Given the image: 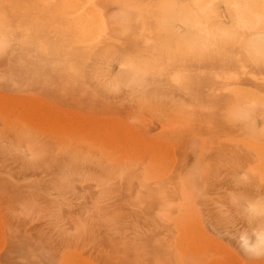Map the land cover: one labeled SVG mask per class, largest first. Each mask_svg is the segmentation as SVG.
<instances>
[{"label":"rangeland","instance_id":"obj_1","mask_svg":"<svg viewBox=\"0 0 264 264\" xmlns=\"http://www.w3.org/2000/svg\"><path fill=\"white\" fill-rule=\"evenodd\" d=\"M95 3L105 13L107 23V31L97 49L101 51L115 34L114 5L113 0H95ZM75 15L62 14L55 4L41 0H0V35L9 39L5 42L6 48L0 50V95H20L32 101L42 99L49 104V112H54L51 108L55 113L56 108L61 109L56 113L60 112V117L67 110V115L75 111L81 113L80 117L85 113L93 118L83 120L89 126L85 123L83 128L81 122L79 127L78 122L74 125L72 115L69 121L64 116L66 120H61L62 123L57 116L54 117L57 121L50 119L53 124L49 119H42L44 126L36 112L33 113L37 119L33 114V120L30 116L26 118L32 112L27 110L28 106L24 107L27 112L24 111L27 103L20 104V109L22 99L15 97L17 102H12L17 104L16 109L13 107L9 114L5 108L2 110L4 101H1L0 111L6 116L0 113V264H264V154L256 155L253 145L243 135H226L225 128H233H228L231 124L227 122L224 125L227 118L223 117L225 110L219 98L223 99L222 92L226 91L217 82L221 79L215 77V83L212 79L214 84L209 81L211 86L207 81L206 88L203 82L198 101L189 94L188 82V88L183 89L169 81L172 89L179 90V100L183 99L187 107L188 123L180 122L185 134L182 139L166 142L156 136L159 141L152 143L156 133L164 131V127L172 128V125H163L170 100L153 99L152 94L164 82H151L150 91L145 93L131 84L114 83L120 71L119 56L131 52L129 37L121 38V44L109 57L80 58L81 49L72 44V25L68 22ZM54 42H61L60 47L49 56L46 46ZM140 49L148 52L151 47L143 43ZM215 61L187 60L183 67L194 75L214 74L221 71L218 67L222 65ZM247 81L248 84L250 80ZM245 86L257 88L253 84ZM219 92L221 96L217 95ZM174 94L178 96L175 91ZM156 102L162 105L157 104L158 107ZM31 107L36 110L39 106ZM37 113L41 112L37 110ZM94 115L116 118L129 129L134 126L138 136H143L141 139L145 136L147 141L143 143L139 139L142 147L134 144L137 137L132 139L134 142L130 138L134 147L129 138L127 143L124 138L122 142L117 140L118 145L112 142V147L108 144L114 140L108 143L104 139L107 144L101 143L103 134L99 132L100 137L96 136L91 128L97 125ZM35 125L39 129L43 125L40 130L44 129L45 134L35 130ZM49 128L51 133H47ZM52 128L57 130L54 132ZM76 128L80 131H75ZM243 128L239 126L238 130ZM151 132L155 134L153 138ZM25 135L30 140L25 141ZM121 143L126 148L120 149ZM36 152L40 154L37 156ZM61 171H65L62 174L66 177H62ZM177 206L193 215L181 218L180 211L175 212ZM253 207L258 212H253Z\"/></svg>","mask_w":264,"mask_h":264},{"label":"bare ground","instance_id":"obj_2","mask_svg":"<svg viewBox=\"0 0 264 264\" xmlns=\"http://www.w3.org/2000/svg\"><path fill=\"white\" fill-rule=\"evenodd\" d=\"M41 1H43L45 3L47 2V3L55 4L58 11L62 14H64V13L76 14L74 19L72 17L68 18V22L72 25V27L70 29V32L73 35L72 44L77 46V47H80V49H81V52L79 53L80 58H86V57L93 56V55L96 56L98 59L109 57L113 54L116 46L121 44L120 39L123 37H129V40H127V41L129 43V46H130L129 49L131 50V52L119 56V60H117V63L120 62L118 65L120 67L119 68L120 71L118 70L119 73L117 72L118 74L116 75L115 79L112 77L114 79V83L116 85L131 84L133 86H137V89H138V87L141 88V90H143V91H140V93H145V92L150 91L149 86H150L151 82H153L155 80L163 81L164 83L161 85V87L152 92L153 99L159 98V99H162V101L163 100H170L169 103L167 104L169 106L168 107L169 110L164 107L166 110H168V111H166L168 113H166L167 115H165V117L167 116L165 119L166 123L163 125H166V124H167V126L172 125L171 126L172 128H170L169 130H166L167 128L165 129V127L163 126L164 131H160L161 133L159 132L158 135L156 132H155L156 135L151 132L150 134L155 135L154 139L157 140V141L156 140L151 141L152 143L159 141L158 138H156V136L159 137L161 142H162V140L166 142L168 140L172 141V140L182 139L181 136H183L185 134L184 133L185 129L181 130V127H180L181 123L180 122H182L184 124L188 123V121H187V113H188L187 107H186L185 103H183V102H185V101H183V99H182V101H180L181 100L180 99L181 94H178V93H180L179 90L177 91V90L172 89L171 85L169 84V81H172L173 83H175V86L182 87L183 89H186L187 82H188L189 83L188 84L189 90L191 91L189 94L192 97H194L195 100L198 101L197 97L200 94V89L201 90L203 89L202 83L204 82L203 85L205 84V88H206V87H208V85H206L207 81L209 83V81H211L215 77H219L221 79L220 81L215 80L216 78L213 81H214V83H215V81H217V82H219V84L221 82L220 88L225 89V91H226V93L222 92L223 93L222 94V93H220L221 91L219 90L220 92L217 94L218 96H221V94H222V97L224 96L223 99L219 98V102H220V100H222V108H223V110H225V111H223V115H225L223 117H224V119L227 118V120H224V125L227 122L228 123V124L226 123L227 125L231 124L228 126V128H230V129L233 128L232 130H227V128H225L227 131V132L225 131L227 133L226 135H229V133H231L232 136H233V134H235L234 136H238V135L242 136L243 135L245 137L244 140L249 141V143H251L253 145L252 150L255 152L256 155L260 156V155L264 154V70H263L264 69V0H113V5H114V8H113L114 9V11H113L114 30L113 31L115 32V34H113V38L110 39L109 42L106 44L105 49H103L101 51H97V49L100 46L99 40H100L101 36L105 35V33L107 31V28H106L107 23H106V19H105V13L101 10V8H99L97 6V4L95 3V0H41ZM8 40L9 39L4 38V37H2V35H0V50L3 48L4 49L6 48L4 45L6 44L5 42H8ZM60 43L61 42H54V43H50L49 45L46 46L48 51H50L49 56L52 55V51H55V49H59ZM143 43L148 44L151 47V50L148 52L141 51L140 48H141ZM40 51H41V49H40ZM42 51H44V49ZM187 60L188 61L194 60V61H199V62H201V61L202 62L203 61L208 62L210 60H213V61L217 60V61L222 63L221 66L223 68L221 66L218 67V69H221V71L217 70L219 72L214 73L215 75L210 73V72L204 73L203 75H201V74L200 75H194L192 73H189L183 67V63ZM217 61H215V63H217ZM114 62H116V60ZM20 63L23 64V62H20ZM218 63H217V65H218ZM22 64H21V66H22ZM67 64H66V66H67ZM26 65H28V64H26ZM243 80H246V83H245L246 85L253 84V85H256L255 87H257V88L251 89L249 87H246ZM247 80H250L253 82L249 81V83L247 84V82H248ZM213 81H211L212 84H214ZM211 83H209L210 84L209 86L212 85ZM252 87H254V86H252ZM187 88H188V86H187ZM174 91H175V93L177 92L178 96H175ZM180 91H182V90H180ZM203 92L204 91H202L201 93H203ZM3 94H1V95H3ZM4 96H8L7 98H9V99L7 100V98ZM4 96L2 97V100H0V103H1V101L2 102L4 101L3 106H2V104H0V105L3 107L2 110H4V108H5L6 114L12 113V111L16 109L17 104L15 102H17V101H15V100L17 98L18 100L22 99L21 101H19L20 109L22 108L21 105H23V104L25 105L26 103L27 104L25 106H23V109H24V107L28 106L30 108V110H32V109L35 110L31 106H33L35 108L37 106H39L36 108L35 111H30L29 108H27V110L30 113L31 112L32 113L31 114L29 112L27 114L24 113V114H26L25 117L28 114H30L26 118H29V116L31 118L32 114H33L32 117L34 118V116H35L34 113L36 112V116L38 118H41L40 119L41 121H42V119L43 120L54 119L55 116H57V120H59L58 121L59 123H62L61 120L62 121L66 120V118L64 116L67 115V112H66L67 110H65V111L63 110L64 112L61 111V113L63 112V114L64 113H66V114H64V116L60 117L59 116L60 112L57 115H56V113H58V111L61 109L54 107L57 110V112L55 113V109L51 108L52 110H54V112L52 110L51 111L55 114L52 117V115H51L52 112H49L50 111L49 104H47L48 105L47 106L46 103L42 99L38 98L37 100L32 101V100H30V98H27V97L25 98V96H20V95L15 96L16 98L14 97V94H13V96L9 95V94H4ZM20 97H22V98H20ZM11 98H12V100H11ZM25 99H28V100L26 101ZM9 100H11V101H9ZM6 101H7V103H6ZM12 101H15V102H12ZM28 101H29V103H28ZM9 102H11V103H9ZM12 103H13V106H12ZM28 104L29 105L31 104V105L29 106ZM38 104H42V105H38ZM144 104L146 105V103H144ZM157 104L162 105L161 102L160 103L156 102V105ZM220 104H221V102H220ZM8 105H9L8 108L4 107V106H8ZM150 105H152V104H150ZM41 106H43V107H41ZM44 106H45V108H44ZM13 107H15V108L13 109ZM158 107H160V106H158ZM193 107H194V105H193ZM9 108H10L11 112H8ZM46 108H47V110H46ZM48 108H49V110H48ZM41 109H42V111H40ZM2 110L0 111V113L4 114V111H2ZM27 110L24 109L25 112H27ZM37 110L39 113L40 112L41 113L38 114ZM46 111H48V112H46ZM43 112L45 115L42 114ZM74 112L75 111H73L71 114L67 115V121H69L68 117L71 118V120H72V117L74 116V119L78 120V121L77 120L75 121L73 119L75 122L74 125H77L76 122H78V123L81 122L82 123L81 127L83 128L85 126V123H87V122H83V120L85 121V119L88 116L84 115L85 114L84 113L81 116L83 118L82 119L79 116V115H81V113L76 114ZM18 113H20L21 115L23 114L21 112H18ZM69 113H70V110H69ZM47 114H50V115H47ZM71 115H72V117H71ZM4 116H6V115L4 114ZM78 116H79V118H78ZM191 116H192V114H191ZM19 117H21V116H19ZM37 117H36V119H37ZM90 117H88L87 120H89ZM99 117L100 116H98V117L95 116L94 121L96 119L97 125L95 127H93V126L91 127L94 130L91 128L90 129L94 131L93 134L96 133V136L100 135V134L99 135L97 134L99 132H101V134H103L102 135L103 139H101V141L102 140L103 141L101 143L106 142L104 144H107V141L106 140L104 141V139H107L108 143H109L110 139L114 140V141H110L111 143L108 144L111 146L114 142H116V144L119 143L120 140H121L120 142H122L123 138L125 139L126 143H127V141H126L127 138H129L128 142H132V141L134 142V140H132V139H135L137 137L135 139L134 144H137V145L139 144V147L141 146L140 145L141 141H139V139H141V137H143V136H141V135H140L141 137L138 136V132L135 131L136 127L133 126V127H130L132 129H129L128 125L125 124L123 126L122 121L118 122V119H116V118L114 119V118L109 117L108 119H105L102 117L103 118L102 119ZM33 118H31V119L33 120ZM188 118H189V116H188ZM3 119H4V117H3ZM90 119H91L90 121L93 120L92 117ZM97 119H99V120H97ZM22 120H24V117ZM28 120L31 121L30 119H27V121ZM54 120L57 121L56 119H54ZM25 121H26V119L24 120V122ZM36 121H38V120H36ZM99 121H103V122L106 121V122L100 123ZM138 121H140V120L138 119ZM173 121H175V122H173ZM258 121L260 122L261 126L259 125ZM6 122H8V121L6 120ZM28 122H26V123L29 124ZM44 122L42 121V123H44ZM49 122L54 123V121H52V120H50ZM49 122H48V124H49ZM65 122H64V124H66ZM71 122H73V121H71ZM71 122H70V124H72V125H70L69 123L68 124L70 126H73V123H71ZM98 122H99V124H98ZM18 123H19V121H18ZM59 123L56 122L55 124L58 125ZM132 123H133V121H132ZM104 124H105V126H107L109 128L104 129L105 128ZM4 125H5V122H4ZM32 125H30V126H32ZM39 125H41V122H39ZM99 125L104 126V128L99 126ZM111 125H113L112 128H111ZM140 125H141V123H140ZM140 125H138V126H140ZM206 125H207V123H206ZM235 125L238 127H236ZM42 126H40V129H42ZM44 126H45V123H44ZM52 126L53 125H51V127ZM77 126L79 127L80 123ZM86 126H88V123ZM97 126H99V127H97ZM119 126H121V127H119ZM233 126H235L237 130ZM239 126L242 128L244 127L243 128L244 131L242 129H241V131H240V129L238 130ZM35 127H36L35 130L39 129V127L37 128L36 125H35ZM46 127H47V123H46ZM62 127H63V125H62ZM114 127L118 128V129H116ZM122 127H124V128L122 129ZM187 127H189V126H187ZM7 128L8 127H6V129ZM87 128H85V129L87 130ZM95 128L96 129L99 128V129L96 131ZM100 128H103V130ZM133 128H135V129H133ZM184 128H186V127H184ZM207 128H209L208 125H207ZM1 129H3V128H1ZM50 129L51 128L47 129L48 130L47 133L50 132ZM52 129L54 130V132L57 130L55 128H52ZM77 129H79V128H76L75 131H77ZM188 129L189 128H187V130ZM27 130H28V128H27ZM25 131H26V128H25ZM40 131L44 132V129L40 130ZM60 131H59V133H60ZM79 131H80V129H79ZM88 131H90V130H88ZM192 131H193V129H192ZM26 132H28V131H26ZM70 132L72 134V132H74V129H73V131L71 130ZM242 132H243V134H240ZM22 133H20V134H22ZM77 133H79V132H77ZM144 133H146L145 130H144ZM144 133H142V135ZM180 133H182V135ZM44 134H45V132H44ZM85 134H86V132H85ZM186 134L189 135V133H186ZM30 135H29V137H31ZM82 135L85 136L83 134V132H82ZM151 135H150V137L153 138V135L152 136ZM209 135H210V133H209ZM21 136L23 138L24 135H21ZM79 136L80 135L78 134V137ZM92 136H89V137H92ZM224 136H225V134H224ZM25 137H26V139L24 138L25 141L30 140V139H27V135H25ZM33 137H35V136H33ZM94 137L95 136H93V138ZM210 137H211V135H210ZM18 138H20V137H18ZM114 138H118V139L115 140ZM130 138L132 141H130ZM144 138H145V136H144ZM144 138L141 139L143 143H145V141H147ZM96 139L97 138H95L94 140H96ZM117 140H119V141H117ZM25 141H22V142L25 143ZM96 142L99 143L98 139ZM133 142L131 143V145H133V147H134ZM148 142H149L148 144H150L149 140H148ZM101 143H99V144L101 145ZM26 144L29 145L30 143L27 142ZM123 144H125V143H123ZM123 144L121 143V146ZM108 145H106L107 148H108ZM117 145L114 144V146H117ZM31 146H33V145H31ZM121 146H119L120 149L121 148L124 149V148H126L127 145L126 146L124 145L122 147ZM5 147H6V145H5ZM10 147H12V146H10ZM133 147H132V149H133ZM135 147L137 148V146H135ZM235 147H236V144H235ZM13 148L14 147H12L10 149H13ZM32 148H28V149H30V151H31ZM14 149L16 150V148H14ZM100 149L102 150V148H100ZM113 149H112V153H113ZM239 149H241V148H239ZM244 150H245V148H244ZM243 152L244 151H242V153ZM31 153H33V151H31ZM36 153H37V156H38V153L40 154V152H36ZM106 154H107V152H106ZM110 154H111V152H109V155ZM247 155H248V153H247ZM250 155H252V154H250ZM110 156H108L109 159H110ZM75 157H77V156L75 155ZM75 157L73 156V158H75ZM243 157H244V155H243ZM97 160H99V159H97ZM99 161H101V160H99ZM107 168H109V167H107ZM107 168H106V170H107ZM109 169H108V171H109ZM245 171H247V170H245ZM63 172H65V171H61L60 174H62ZM248 173H250V172H248ZM250 174H248V176ZM216 175H218V174H216ZM248 176H246V177H248ZM59 177L61 178L60 175H59ZM62 177H63V174H62ZM64 177H66V175ZM60 178H59V180L61 182L62 178L61 179ZM251 178H252V175H251ZM237 179H236V181H237ZM232 180H234V179H232ZM246 181L248 182V180H246ZM244 182H245V180H244ZM234 183H235V181H234ZM239 183H241V182H239ZM251 186H253V185H251ZM254 187H256V186H254ZM257 188H258V186H257ZM236 196H237V194H236ZM234 199L235 198H233V200ZM236 199H238V198H236ZM252 201H250V203ZM235 202L238 203L237 200H235ZM235 202H234V204H235ZM241 202H242V200H241ZM241 202H240V204H241ZM247 202H249V200ZM180 203H182V202L180 201ZM237 203H236V205H239ZM190 204L192 205V203H189V205ZM251 204H253V202ZM242 206H244V205L243 204L241 205V208L244 210V208ZM249 206H251V205H249ZM254 206L257 207V205H255V204H254ZM239 207H240V205H239ZM175 208L177 210L175 209L176 210L175 211L172 209V211L173 212L174 211L175 212L180 211L179 216H181V218H184L188 215H193L192 212L188 211L186 208H183L180 206H177ZM247 208H246V210L249 209V208L248 209ZM250 209H251V207H250ZM254 211L258 212V210H255L253 207V212ZM244 212H246V211H244ZM247 212H248V214L246 213V215H247V218H249V215H250L249 210ZM253 212L251 211V213H253ZM251 216H252V214H251ZM263 217H264V215H263ZM201 230H203V228Z\"/></svg>","mask_w":264,"mask_h":264}]
</instances>
